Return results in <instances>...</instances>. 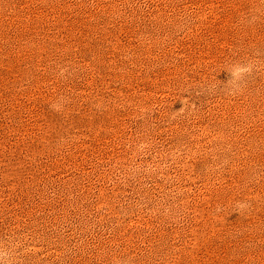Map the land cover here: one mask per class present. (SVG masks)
I'll use <instances>...</instances> for the list:
<instances>
[{
    "label": "rangeland",
    "instance_id": "374dc122",
    "mask_svg": "<svg viewBox=\"0 0 264 264\" xmlns=\"http://www.w3.org/2000/svg\"><path fill=\"white\" fill-rule=\"evenodd\" d=\"M0 264H264V0H0Z\"/></svg>",
    "mask_w": 264,
    "mask_h": 264
}]
</instances>
